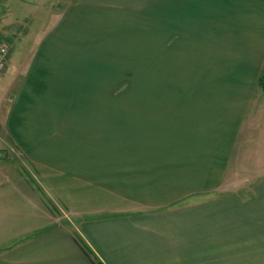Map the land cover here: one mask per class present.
<instances>
[{"label":"crops","instance_id":"1","mask_svg":"<svg viewBox=\"0 0 264 264\" xmlns=\"http://www.w3.org/2000/svg\"><path fill=\"white\" fill-rule=\"evenodd\" d=\"M132 2L60 0L11 82L5 142L45 179L71 181L75 219L39 231L50 196L0 155V225L14 227L0 264H264V184L244 187L264 162V0H177V39L162 43L177 80L163 66L162 88L151 71L123 79Z\"/></svg>","mask_w":264,"mask_h":264},{"label":"rangeland","instance_id":"2","mask_svg":"<svg viewBox=\"0 0 264 264\" xmlns=\"http://www.w3.org/2000/svg\"><path fill=\"white\" fill-rule=\"evenodd\" d=\"M45 1L51 2V8L48 10H45V8L41 9V6L48 7L43 3L44 0H32L24 7V9L20 10V7L18 6L20 3L17 0H10V2L9 0H0V46L6 45L10 53L7 61V69L0 77V155L13 157L17 163L15 165H18L17 167H19V171L21 170V173L27 172L29 178L31 177V179L37 183L39 188L42 190L44 189L43 191L45 192L43 193L46 194L47 191L50 196V211L52 215L47 212V214H49V216L47 215V217H49L47 218L48 222H46L48 225L45 224V226L42 227L43 229L41 228L39 231L53 226L54 221L61 225L64 224V221L69 217L73 220L75 219V216L71 215L66 205L69 195L66 191V184L64 183L67 181V184H69L71 181L69 182V179L67 180L65 176L58 175L55 178L48 177L49 179H45V177H42L40 173L38 174L33 167L24 163L20 159L18 153L10 152L9 147L5 142L6 137L3 132L2 121L4 119L6 105L8 104L7 100L9 99L7 95H11L14 91L13 88L9 89V86L18 75L20 66L24 63L29 50L31 51L34 44L37 42L42 27H44L46 21L49 20V16L58 10V5L60 4V0ZM132 4H134L133 9L136 8L137 18L134 19L132 17L130 28L132 31L131 33H129V29L126 28L129 25V19L123 16L125 11H123L122 14L121 62L123 79H129V74L133 73L138 75L141 73L146 77L145 74H149L151 71V74L155 75L151 78L150 88H162L165 81L163 77L161 79V75L158 76V73H163L164 66L166 67L164 69V74H166L165 79H167L168 84L172 86L173 82L175 83L177 80V74L173 73L174 70L169 62V57H171L173 50L163 53L162 43L169 38L170 41L177 39V32H179L178 17L180 15L178 12V2L177 0H170V3L168 0H137L136 3L132 2ZM188 7L189 6H183V14L185 16L182 17V28L185 25H189L188 16L190 9ZM39 10L43 12H40ZM165 10L166 12H164ZM168 11H170L169 16L167 13ZM53 14L51 16H53ZM165 20H168L166 24V34L162 33ZM126 21L128 23H126ZM147 30L148 33L146 32ZM163 58H166L165 63L163 62ZM146 62H148V67L145 65ZM263 75L264 69L261 71L260 77ZM138 84H140V82ZM123 88H130L129 80L123 81ZM250 165V177L249 179H245L244 187L245 195L253 197L255 196L253 193L254 189L264 184V182H262L264 180V171L258 173L264 166V162L251 163ZM260 165H262V167H260ZM256 166L260 167L258 171L253 169L256 168ZM257 174H259V176ZM52 175L56 176L54 172H52ZM51 181H57V184L63 183L65 192H61V188L58 186L55 187V189L51 188L49 183ZM236 181L241 182L242 178L239 180L236 179ZM223 188L224 187H222L219 190V193L215 195H231V193L222 190ZM68 189L76 190V188ZM81 190L82 188L73 192L74 197L80 198L81 195L78 193H80ZM54 216H56L57 219H55L56 217ZM13 228L14 227L8 226L7 224L0 225V246H4L10 242V239L7 240L8 238H6V235L9 233V230ZM28 234L29 233H27V235ZM22 236H26V233Z\"/></svg>","mask_w":264,"mask_h":264},{"label":"built area","instance_id":"3","mask_svg":"<svg viewBox=\"0 0 264 264\" xmlns=\"http://www.w3.org/2000/svg\"><path fill=\"white\" fill-rule=\"evenodd\" d=\"M8 48L6 45L0 46V74L5 70L7 63Z\"/></svg>","mask_w":264,"mask_h":264},{"label":"trees","instance_id":"4","mask_svg":"<svg viewBox=\"0 0 264 264\" xmlns=\"http://www.w3.org/2000/svg\"><path fill=\"white\" fill-rule=\"evenodd\" d=\"M259 87L264 92V75L259 78Z\"/></svg>","mask_w":264,"mask_h":264}]
</instances>
